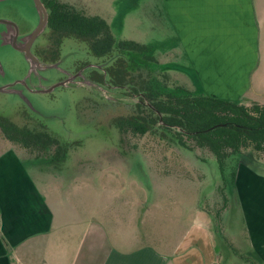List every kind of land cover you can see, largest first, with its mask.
<instances>
[{"label":"crops","instance_id":"crops-1","mask_svg":"<svg viewBox=\"0 0 264 264\" xmlns=\"http://www.w3.org/2000/svg\"><path fill=\"white\" fill-rule=\"evenodd\" d=\"M159 7L168 50L187 57L201 95L264 105V75L261 83L254 76L264 68V0H159ZM10 145L0 153V264H264V171L238 165V220L221 238L202 206L188 217L178 206L150 210L112 191L104 204L97 188L41 189ZM203 211L211 219H199Z\"/></svg>","mask_w":264,"mask_h":264},{"label":"rangeland","instance_id":"rangeland-1","mask_svg":"<svg viewBox=\"0 0 264 264\" xmlns=\"http://www.w3.org/2000/svg\"><path fill=\"white\" fill-rule=\"evenodd\" d=\"M59 1L68 3L87 15L103 17L117 38L152 45L154 51H147L148 55L154 56L163 66H142L136 68L135 72L145 78L152 76L157 79L156 86L161 94L173 93L190 97L201 95L197 91L199 82L187 57L175 56L180 50H168L173 44L170 35L165 39L161 33L162 25L166 32L168 24L163 21V15H160L162 10L159 0ZM16 5L22 8L5 11V8H2L0 14L6 13L17 20L23 15L34 16L24 3ZM32 24H35V20ZM62 49V53L81 49L88 53L87 59L92 64L100 61L89 53L85 41L75 37L66 38ZM6 52L7 50L1 54L6 70L20 75L19 72L28 69L27 64L26 68L24 67V61L19 54ZM143 54L139 57L146 59V53ZM70 56L72 57L68 64L75 59L76 54ZM146 60L150 63L156 62L152 59ZM21 61L22 70L16 72L17 63L21 64ZM60 67L61 72L54 70L50 73L53 84L62 81L61 77L67 76L63 71H70L72 74L73 70H68L65 62ZM262 67L258 66L254 73L258 80L264 75ZM84 75L88 77L85 72ZM75 85L73 82L68 87L60 86L50 93L43 94H32L24 90V94L36 107L50 115L48 118L31 114L27 105L17 96L0 92V114L21 126L48 130L61 141L69 143L68 157L65 160L50 164L46 159L49 153L9 143L11 141L4 136L1 129L0 153L11 146L10 144L14 145L22 154L41 189H56L62 186L66 191L69 189L73 193L79 189L89 192L97 188L103 190L104 204L112 202V191L117 192L121 198L126 197L137 205H143L142 208L146 205V209L150 210L157 209L159 203H162L166 210L178 206L177 212L182 208V212L188 217H196L195 208L198 206L200 213V206H205L216 216L217 229H222L223 235L235 231L238 217L234 204L238 197L237 194H231L232 188L210 150L197 147L195 141L189 138L185 140V145L181 144L176 134L177 129L156 125L145 134L124 130L120 119L137 112L138 107L134 101L128 99L116 104L115 100H108L88 87ZM114 96L119 99L116 94ZM245 103L251 105L252 102ZM24 109L29 113L23 112ZM54 150L55 147L49 152L52 154ZM172 189L175 190L174 193H170ZM224 197L230 198L229 206L221 210ZM175 198L176 201H182V204L175 203ZM203 212L199 219H211L207 212Z\"/></svg>","mask_w":264,"mask_h":264},{"label":"trees","instance_id":"trees-1","mask_svg":"<svg viewBox=\"0 0 264 264\" xmlns=\"http://www.w3.org/2000/svg\"><path fill=\"white\" fill-rule=\"evenodd\" d=\"M46 1L50 10V27L86 38L91 42L94 52L99 55L112 50L115 39L104 18L99 15H87L59 0ZM120 44L136 52L146 53V59L155 60L154 56L147 53L153 50L148 45L136 41H122ZM156 82L157 79L154 77H146V94L155 107L154 110L162 113V116L159 113L162 122L179 128H176V134L181 144L185 145V140L189 138L195 141L197 147L207 148L212 152L221 173L232 188L233 196L237 194L236 175L239 164L246 163L256 170L264 171L263 104L252 102L248 105L242 101H230L207 95L193 97L177 96L173 93L164 95L158 90ZM154 110L151 109L150 112L146 110V115L137 111L123 117L120 119L121 126H124V130L145 134L160 123V117ZM0 129L4 136L15 144L49 153L46 159L50 164L68 157L70 144L61 141L48 130L21 126L2 114ZM54 147V153L51 154L49 151ZM229 201V197L223 198L221 203L224 205L221 206V210L228 208ZM235 201L237 202L238 198ZM202 207L212 213L208 207ZM212 215L216 218L213 213ZM218 231L219 236L223 238L222 230Z\"/></svg>","mask_w":264,"mask_h":264},{"label":"water","instance_id":"water-1","mask_svg":"<svg viewBox=\"0 0 264 264\" xmlns=\"http://www.w3.org/2000/svg\"><path fill=\"white\" fill-rule=\"evenodd\" d=\"M26 5L29 10L34 13V16L28 14L23 15L20 22L24 26H29L27 32H21L20 24L17 19L12 18L9 15L0 14V92L7 93L13 96H17L22 102H24L30 109V113L39 116L41 118H48L50 115L43 112L41 109L35 106L33 101L24 94L26 89L32 94H43L50 93L60 86H70L73 82L75 86H85L93 90L96 94H100L108 100L118 101L117 97L114 96L116 92L112 89L107 88L100 82L94 81L84 75V72H78L72 74L70 71H63L67 78L52 83L50 73L54 70H59L60 65L67 61L71 53H64L62 57L56 62H49L42 60L34 51V45L37 41L42 40V35L48 30L49 14L50 10L47 8L43 0H0V10H16L22 8L16 4ZM35 20V24L31 25ZM31 25V26H30ZM13 52L20 55V58L24 61V67L26 64L28 69L22 70L21 64L17 63L20 75H16L15 72L6 70L2 62V55L4 51ZM6 52V53H7ZM25 71V72H24ZM24 73V74H23ZM23 74V75H22ZM77 77H82L81 80H76ZM148 105L153 109L155 107L150 101H147ZM160 113V112H159ZM162 116V113H160Z\"/></svg>","mask_w":264,"mask_h":264},{"label":"flooded vegetation","instance_id":"flooded-vegetation-1","mask_svg":"<svg viewBox=\"0 0 264 264\" xmlns=\"http://www.w3.org/2000/svg\"><path fill=\"white\" fill-rule=\"evenodd\" d=\"M43 1L48 7L47 1ZM3 15L8 14L3 13ZM18 22L20 24L21 32H27L29 26H24L23 23L20 22V20H18ZM113 36L115 42L112 46V50L104 55H99L94 52L91 47V42L86 38L76 34L57 30V28L50 27V25L48 24V30H46L42 35V40H39L35 43L34 51L42 60L56 62L64 54L62 53V44L64 43V40L66 38L75 37L81 41H85L88 45L89 53L99 58L100 61L92 64L87 59V52L81 49H71L72 54H76V56L70 64H68V62L72 56H70L67 61H65L67 69H72V74L85 72L88 78L105 84L109 88H112L116 91V95L119 97V100L115 102L116 104H120L123 100L130 99L131 102L134 101L135 106L138 107L137 111L141 113L143 112V114L146 115V110L150 112L151 109H154L147 103V101L151 102V100L147 97L146 94V78L136 74L135 70L136 68L138 69V67L142 66L150 68L151 66H163V64H159L158 61H156V63H150V61H147L145 58L143 59L139 57L143 53L136 52L130 47H123L120 44V42L122 41L133 40L120 39L117 38L114 34ZM66 78L67 76H63L60 78V80H64ZM23 112H26V114L29 113L25 109L23 110ZM155 113L160 117L159 126L167 129L177 128V126L175 125L163 123L159 112L155 111Z\"/></svg>","mask_w":264,"mask_h":264}]
</instances>
